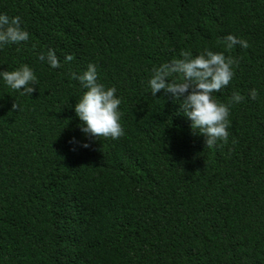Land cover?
Here are the masks:
<instances>
[{
  "label": "trees",
  "instance_id": "trees-1",
  "mask_svg": "<svg viewBox=\"0 0 264 264\" xmlns=\"http://www.w3.org/2000/svg\"><path fill=\"white\" fill-rule=\"evenodd\" d=\"M0 14L29 33L0 48V71L37 77L31 95L0 77V264H264V0H0ZM229 34L249 47L228 50ZM205 49L238 62L214 98L244 97L212 148L149 86ZM90 63L121 99L119 139L81 131L70 73Z\"/></svg>",
  "mask_w": 264,
  "mask_h": 264
},
{
  "label": "clouds",
  "instance_id": "clouds-1",
  "mask_svg": "<svg viewBox=\"0 0 264 264\" xmlns=\"http://www.w3.org/2000/svg\"><path fill=\"white\" fill-rule=\"evenodd\" d=\"M21 24L19 16L0 14V48L29 40V33ZM224 40L228 50L237 44L244 48L249 47L246 40L231 34ZM181 57L154 68L149 80L151 95L156 96L163 90L165 95L180 101L183 114L192 121V129H198L199 133L206 137L207 148L216 146L217 141L227 143L231 107L243 101L244 97L239 92H234L225 104L219 103L213 94L229 85L235 75L233 65L238 62L231 56H225L223 52H213L210 49H205L195 57L191 52L184 51ZM39 59H47L52 68L61 67L53 49H49L46 56L40 53ZM73 59L72 55H67L65 61L70 62ZM177 75L181 77L179 81L170 79ZM70 76L86 89L74 107L82 122L81 131L96 139H119L124 136V129L119 122L121 99L116 96V88H105L103 84L98 83L96 66L91 63L82 74L72 72ZM0 77L11 89L20 91L21 95H31L35 91L33 86L37 84V77L33 69L26 64L13 71H0ZM250 96L255 100L258 96L257 90L252 89ZM12 108L19 109V106L14 102ZM72 143L76 141L73 139ZM82 147L87 148L89 145L85 143Z\"/></svg>",
  "mask_w": 264,
  "mask_h": 264
}]
</instances>
